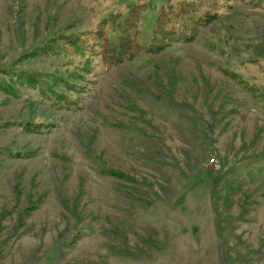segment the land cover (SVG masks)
<instances>
[{
    "label": "rangeland",
    "instance_id": "1",
    "mask_svg": "<svg viewBox=\"0 0 264 264\" xmlns=\"http://www.w3.org/2000/svg\"><path fill=\"white\" fill-rule=\"evenodd\" d=\"M0 264H264V0H0Z\"/></svg>",
    "mask_w": 264,
    "mask_h": 264
},
{
    "label": "built area",
    "instance_id": "2",
    "mask_svg": "<svg viewBox=\"0 0 264 264\" xmlns=\"http://www.w3.org/2000/svg\"><path fill=\"white\" fill-rule=\"evenodd\" d=\"M210 163H211V164H213V163H217L216 158H212V159L210 160Z\"/></svg>",
    "mask_w": 264,
    "mask_h": 264
}]
</instances>
